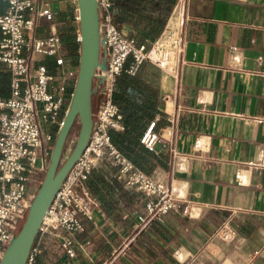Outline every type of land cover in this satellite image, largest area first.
Returning <instances> with one entry per match:
<instances>
[{
  "label": "crops",
  "instance_id": "1",
  "mask_svg": "<svg viewBox=\"0 0 264 264\" xmlns=\"http://www.w3.org/2000/svg\"><path fill=\"white\" fill-rule=\"evenodd\" d=\"M46 2L51 19L37 20L33 37L56 35L61 47L55 56H34L32 66L56 74L62 116L78 67L79 45L75 55L65 48L78 29L76 8L72 0ZM139 10H112L115 27L157 53L170 52L174 72L144 62L133 76L121 73L113 100L123 131L109 135L188 210L136 229L144 197L100 163L85 182L95 203L91 220L80 218L78 242L89 244L67 258L54 238L57 251L43 248L35 264H264V0H151ZM150 123L161 141L151 152L139 142ZM238 171H245L244 186L236 184ZM224 223L234 232L231 242L219 238Z\"/></svg>",
  "mask_w": 264,
  "mask_h": 264
},
{
  "label": "built area",
  "instance_id": "2",
  "mask_svg": "<svg viewBox=\"0 0 264 264\" xmlns=\"http://www.w3.org/2000/svg\"><path fill=\"white\" fill-rule=\"evenodd\" d=\"M4 2L5 9L0 14V65L9 73L10 79L9 96L0 99V260L17 232L14 226L25 216L29 203L27 185L33 173L42 170L49 152L44 145L53 139L51 133L40 132L37 116L42 123L58 128L66 111L61 116L64 88L59 87L56 93L49 92L52 77L43 65L32 66L34 56H55L61 47L56 35L33 37L36 21L51 19L46 0ZM95 3L101 13L103 69L96 70L92 82L91 131L85 148L60 183L41 219L25 264H33L50 237L58 240V248L67 258L74 257L76 248L89 244L78 242V236L83 232L80 218L91 220L95 203L85 182L100 163L115 169L114 177L127 190L144 197L143 212L136 217V229L144 228L171 211L185 213L188 210V205L180 203L179 194L136 169L115 148L109 136L110 130L123 131L121 116L113 102L117 77L121 73L133 76L144 62L172 74V54L168 51L157 53L150 43L137 44L133 38L122 36L112 22L109 0H95ZM75 12L73 19L78 23L76 9ZM75 42H79L78 29ZM61 63L60 58L55 60L56 65ZM153 126L154 123H150L139 140L149 152L155 143L161 142L152 132ZM184 169L185 161L181 159L177 170ZM235 181L239 186L246 185L245 171H238ZM14 218L17 221L12 225ZM219 238L223 242L233 240L234 232L227 223L221 225Z\"/></svg>",
  "mask_w": 264,
  "mask_h": 264
},
{
  "label": "water",
  "instance_id": "3",
  "mask_svg": "<svg viewBox=\"0 0 264 264\" xmlns=\"http://www.w3.org/2000/svg\"><path fill=\"white\" fill-rule=\"evenodd\" d=\"M78 17L79 56L74 87L58 127L47 166L16 235L5 249L0 264H25L41 219L60 183L86 146L92 125V82L97 69H103L102 36L99 29L101 13L95 0H74ZM101 80V79H99ZM77 120L79 131L75 144L59 165L67 134ZM16 219L11 221L16 224Z\"/></svg>",
  "mask_w": 264,
  "mask_h": 264
},
{
  "label": "rangeland",
  "instance_id": "4",
  "mask_svg": "<svg viewBox=\"0 0 264 264\" xmlns=\"http://www.w3.org/2000/svg\"><path fill=\"white\" fill-rule=\"evenodd\" d=\"M36 59H40V57L36 56ZM39 63H45V62L40 60ZM52 77H53V81L49 84V87H51V88H49V92L56 93L59 84H58V81L56 79V74L54 72H52ZM37 121H38L39 129H40L41 133L49 132V133H51V135H53L54 134V130H58V128H54V127L52 128V127L48 126L47 124L42 123L41 120H40V116L39 115L37 116ZM78 131H79V124H78V122L76 120L73 123L72 127L70 128V130H69V132L67 134V137L65 139L59 165H61L64 162V160L67 158V156L71 152V150H72V148H73V146L75 144ZM52 143H53V139H52ZM52 143L44 145V149L49 151V152L47 153V155H46V157L44 159L43 168H42V170L35 171L33 173L31 181L27 185L26 197H27V199H29L28 205L30 204V201H31L32 197L34 196V194H35L40 182L42 181V178H43V175H44V171H45V168H46L47 163H48V159H49ZM20 224H21L20 221H18L17 224L14 226L15 230L18 229ZM55 241L56 240L53 237L47 238L45 240V244L40 249L41 253L43 252V248H45V247L51 249L52 251L54 250L53 252H56L57 249H56V242Z\"/></svg>",
  "mask_w": 264,
  "mask_h": 264
},
{
  "label": "trees",
  "instance_id": "5",
  "mask_svg": "<svg viewBox=\"0 0 264 264\" xmlns=\"http://www.w3.org/2000/svg\"><path fill=\"white\" fill-rule=\"evenodd\" d=\"M109 2L111 3V9L117 11V13H118L119 10L131 11L133 13H136V12H138L139 9L142 10L143 6H148V4H149V2H151V0H109ZM4 8H5V2H4V0H0V14L3 12ZM135 8L136 9L138 8V9L135 10ZM116 16L117 15H112L113 24H116ZM137 44H148V42L147 41H142V42L137 43ZM65 48H66V52H67L68 55H75L76 54L77 49H78V43L75 42L74 36H70V37L66 38V40H65ZM9 79H10L9 78V73L3 68L2 65H0V99L4 100V99H7L8 96H9ZM113 102H114V100H113ZM56 133H57V130H54V134L52 135L53 136V141H54V138L56 136ZM109 136H110L111 143L114 146H117L116 142L111 137V135H109ZM52 145H53V143H52ZM52 145H51V148H52ZM25 214H26V212H25ZM20 225H19V227L17 229V232H18V230L20 228ZM39 255L35 256L33 264H35V261L39 257Z\"/></svg>",
  "mask_w": 264,
  "mask_h": 264
},
{
  "label": "clouds",
  "instance_id": "6",
  "mask_svg": "<svg viewBox=\"0 0 264 264\" xmlns=\"http://www.w3.org/2000/svg\"><path fill=\"white\" fill-rule=\"evenodd\" d=\"M239 243L244 244L246 243V240L244 238H240ZM226 264H230V262H226Z\"/></svg>",
  "mask_w": 264,
  "mask_h": 264
},
{
  "label": "bare ground",
  "instance_id": "7",
  "mask_svg": "<svg viewBox=\"0 0 264 264\" xmlns=\"http://www.w3.org/2000/svg\"><path fill=\"white\" fill-rule=\"evenodd\" d=\"M172 34V33H171Z\"/></svg>",
  "mask_w": 264,
  "mask_h": 264
}]
</instances>
